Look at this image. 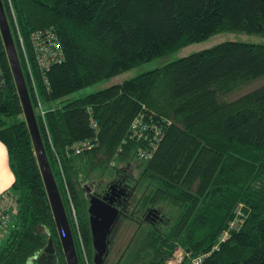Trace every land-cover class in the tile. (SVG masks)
I'll return each instance as SVG.
<instances>
[{"label":"trees","instance_id":"trees-1","mask_svg":"<svg viewBox=\"0 0 264 264\" xmlns=\"http://www.w3.org/2000/svg\"><path fill=\"white\" fill-rule=\"evenodd\" d=\"M2 3L53 175L62 198L65 189L76 208L90 264L94 252L81 184L120 172L110 166L113 159L126 166L139 161L134 182L142 209L161 204L171 209L166 226L130 222L136 230L116 264H165L177 247L189 250L190 258L206 254L201 264H264V45L221 42L70 98L218 33L264 37V0ZM46 30L56 34L63 60L42 74L30 37ZM253 81L258 83L252 89L229 99ZM36 102L43 117L35 111ZM144 113L162 130L148 160L137 155L145 145L129 139L132 120ZM85 140L96 146L74 155L71 147ZM0 141L7 150L14 176L9 191L17 204L6 242L0 245V264H36L35 256L50 239L58 264H65L1 35ZM234 221L236 227L230 229ZM225 231L228 237L220 242Z\"/></svg>","mask_w":264,"mask_h":264},{"label":"water","instance_id":"water-1","mask_svg":"<svg viewBox=\"0 0 264 264\" xmlns=\"http://www.w3.org/2000/svg\"><path fill=\"white\" fill-rule=\"evenodd\" d=\"M0 35L22 107L24 120L31 136L34 153L49 200L66 264H79L71 226L44 148L37 118L22 73L18 53L2 0H0ZM88 203L89 206L87 213L89 231L91 236V246L94 252L93 263L103 264L104 257L107 255L108 250V237L118 220L119 211L112 206L111 202L101 200L95 195H92L89 198ZM187 252H189V250H187ZM55 254L56 249L50 239L45 248L35 256L34 262L36 264H58Z\"/></svg>","mask_w":264,"mask_h":264},{"label":"rangeland","instance_id":"rangeland-1","mask_svg":"<svg viewBox=\"0 0 264 264\" xmlns=\"http://www.w3.org/2000/svg\"><path fill=\"white\" fill-rule=\"evenodd\" d=\"M10 30H11V34H12V37H13V40H14L16 35L12 31V26L11 25H10ZM225 41H236V42H243V43H248V44H261V45H264V37H261L259 35H252V34H245V33H233V32L218 33V34H215V35L209 37L208 39H206L204 41L188 45V46H186V47H184L182 49H179L176 52H172V53H170V54H168L166 56H163V57L154 59V60H152L150 62L138 65V66L126 71V72L120 73V74H118V75H116V76H114L112 78L103 80L102 82H99L96 85H93L91 87H88V88H85L83 90H80V91L74 93L72 96H70V98L82 97V96H85V95H88V94L103 90V89H105V88H107V87H109L111 85L120 84L123 81L135 78V77H137L140 74H143V73L148 72L150 70L162 67V66H164V65H166V64H168L170 62H173L175 60H178V59H180L182 57L188 56L190 54L199 52V51L204 50V49H208V48H210V47H212L214 45H217V44H219L221 42H225ZM14 44H15V47H16V50H17V53H18V57H19V60H20V56H19L20 54H19V50H18V45L16 43V39L14 40ZM21 45H22V41H21ZM21 45H20V48L22 49ZM257 81H253L252 83L247 85V86H249V88L247 87L243 91H240V92L230 96L229 99L230 100L234 99V98L238 97L239 95L243 94L244 92L249 91L250 89L253 88V86L257 85V83H258ZM36 104H37V106H36L37 110H35V111L37 113L38 111L40 112V110L42 108V105L39 102L38 103L36 102ZM47 105L48 104H44L43 107L46 108ZM114 160L115 159H113V162L110 164V166L117 168V170H121L123 172L125 171L126 173H129L133 179H134V177L137 176V169L138 168H136V166L139 163V161L132 162L130 166H126V165H124L121 162H116V161L114 162ZM112 172L113 173H111V174H109V173L105 174L102 177V179L106 180V179H109V178L113 177L115 172H116V170L115 171L113 170ZM97 179H100V178H97ZM58 180H60V179L58 178ZM88 180H89V183H90L91 181H95L96 179L89 178ZM56 183H57V186H58V182H56ZM59 184H60V181H59ZM60 187L61 186H58V189ZM62 188H64V187L62 186ZM60 195H61V198H62V194H60ZM63 196L64 197L62 198V201H63V204L65 203L64 204L65 211L67 209L66 214H67L69 223H70L72 229L74 230L73 232H75L74 233L75 237L77 239V248L76 249L80 253V258H81V261H82L81 263L82 264H86V262H87V264H90L86 248H85L84 244L82 243V240H80V238H81L80 237V232L78 234L79 230H77L78 220L76 219L77 218L76 208L74 207L73 203H70V201L68 199V196H67V194L65 192V189H64ZM136 196L139 197L138 191H137V195ZM135 201H137V198H135ZM160 208L165 214H167V211L170 213L171 209L170 208H166L164 204L163 205L161 204ZM73 213H74L75 217H73ZM126 226L128 228H126ZM116 228H117L116 233L115 234L113 233L112 240H111V245L109 246V258L107 259L106 264H116V262L120 259V257L123 255L124 251L128 247L129 240L133 236L132 233H134L132 231L136 230L135 226H133L131 224L130 225H127V224L125 225L123 223L122 224L119 223V225H117ZM7 236H8V230L4 234V237H3L0 245L4 244L6 242ZM58 240H59V238H58ZM175 251H176V249H174L173 254H174ZM65 264H66V261H65Z\"/></svg>","mask_w":264,"mask_h":264},{"label":"built area","instance_id":"built-area-1","mask_svg":"<svg viewBox=\"0 0 264 264\" xmlns=\"http://www.w3.org/2000/svg\"><path fill=\"white\" fill-rule=\"evenodd\" d=\"M30 44L33 49L35 61L42 74H45L52 64L62 62V50L58 38L53 31L46 30L33 33L30 37ZM23 55L26 61V66L28 68L29 66L25 51H23ZM28 73L30 78L32 79L29 69ZM32 87L33 89H35L34 85H32ZM44 114L45 111H43V109L41 108V117H43ZM146 115L147 114L145 113L141 114L140 116L132 120L130 124L129 139L136 140L145 145V147L140 148L137 152L138 158L140 160L150 159L155 154L162 138V130L159 127L160 123L156 122L153 116L150 115V117L147 118ZM92 128L96 130V122L92 123ZM95 146V142L85 140L73 145L71 147V151L74 155H77L85 151H91ZM16 206V197L10 191L0 194V244L12 221V217L16 211ZM73 217H75L74 213ZM229 227L230 229L236 227V222L234 221L230 223ZM77 230H79L78 227ZM227 237L228 233L226 231L223 232V236H221L220 242H224ZM214 249H218V246H216ZM189 255L190 253L185 249L177 247L174 254L172 253L165 264H201L203 259L207 256L205 254L195 258H190Z\"/></svg>","mask_w":264,"mask_h":264},{"label":"flooded vegetation","instance_id":"flooded-vegetation-1","mask_svg":"<svg viewBox=\"0 0 264 264\" xmlns=\"http://www.w3.org/2000/svg\"><path fill=\"white\" fill-rule=\"evenodd\" d=\"M81 189L84 192L87 209L89 206V198L95 195L101 200L111 202L112 206L119 211L118 220L108 237V250L107 255L104 257L103 264H106L109 258V246L111 245L113 233H116V226L119 225V223L133 225L132 223L134 222L139 225L143 224L144 226L150 225L153 227L158 225L166 226L169 223V217L161 208L145 207L142 209L139 206L138 200L135 201L138 191L137 185H135L131 175L125 171L115 172L113 177L106 180L96 178L95 181H91L90 183H82ZM126 228L128 227L126 226ZM132 232H134V230Z\"/></svg>","mask_w":264,"mask_h":264},{"label":"crops","instance_id":"crops-1","mask_svg":"<svg viewBox=\"0 0 264 264\" xmlns=\"http://www.w3.org/2000/svg\"><path fill=\"white\" fill-rule=\"evenodd\" d=\"M13 182L14 176L9 167L7 150L0 141V194L9 192Z\"/></svg>","mask_w":264,"mask_h":264}]
</instances>
